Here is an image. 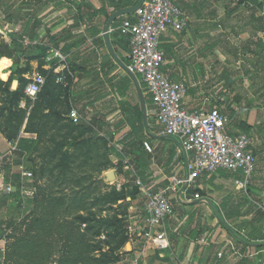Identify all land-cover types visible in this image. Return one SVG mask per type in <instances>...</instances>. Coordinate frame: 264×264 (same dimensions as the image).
<instances>
[{
	"label": "rangeland",
	"instance_id": "1",
	"mask_svg": "<svg viewBox=\"0 0 264 264\" xmlns=\"http://www.w3.org/2000/svg\"><path fill=\"white\" fill-rule=\"evenodd\" d=\"M235 3L231 8L235 15L228 20L217 22L216 25L221 26L217 27V33L202 39L199 51L201 59L205 58L203 68L206 71L199 79L196 89L205 92V103L202 107L206 110L218 109L228 117L234 114L233 122L244 123L257 142V125L264 121V49L257 51L253 47L252 52L245 51L247 40L242 37L240 31L250 20L242 18V15L246 14V7L239 5L238 1ZM248 12L255 16L261 13L258 7H251ZM256 20L255 17V21L250 22L253 30L257 25ZM205 26V29L213 28L208 26V23H205ZM103 53H108L104 46ZM34 74L35 71L30 69L26 75L14 78L20 82L18 89L22 86L19 99L10 94V91L18 90L12 89L13 79L6 87L0 85V131L6 139L8 134H11L15 139L22 140V146L27 144L31 147L25 161L34 173L31 184L33 188L27 191L25 197L22 199L17 192L7 196L8 200L5 202L2 190L5 184L10 181L17 188L19 183L9 174L8 160L0 163V231L8 234L5 249L7 251L8 245L9 257L6 264H95L91 262L92 257L103 261V253L110 254L109 248L121 245L126 229L128 236L131 223L135 222L139 226L142 224L143 196H140L136 181H148V159L138 161L133 156L119 159L113 152L115 149L118 153L126 152V148L120 145L119 141L127 133V129L122 128L119 137L111 138L112 129L118 123L110 119L112 109L117 107V101L112 96L101 103L98 110L95 109L97 111L94 116L89 118L93 120L97 117L96 120L103 119L109 124L102 134L90 133L79 125L78 128H73L68 119L71 106L67 100H61V103L57 102L51 107L52 110L60 111L57 112L61 114L60 117H50L31 127L33 121L37 120V115L41 113V110H34L32 114L35 118L31 117L30 126L26 129L25 122L27 117L31 116L33 102L22 96V89ZM97 87L100 97L103 88L100 85ZM144 93L130 82L127 97L133 105L139 104L144 109ZM224 105H230L231 109L224 108ZM151 119L152 122L156 120V115L152 114ZM55 120L57 121L54 122ZM261 134L264 136V129ZM93 139V151L80 152L77 149L73 156L70 155L73 142L81 144L88 140L91 143ZM49 151H56L55 156L50 157ZM154 154V159H158L155 151ZM19 158V154L13 157L15 161ZM85 160L88 162L85 163ZM56 166H60L56 173H62L59 180L56 179L57 174L51 173ZM260 168L262 171L259 173L262 174L264 166L261 165ZM110 172L114 174V178L109 181L107 173ZM154 189L153 187L150 190ZM28 198L33 200L30 205L27 203ZM201 205L175 207V215L169 223V237L174 242L175 255L180 258V255L183 256L181 251L187 247L190 232H196L198 229L201 231L205 225L214 223L212 218L200 215L199 210L204 207ZM87 218L98 219V222L93 224L92 233L103 232L105 239L91 237L89 234L83 238L86 227L79 230L77 224ZM117 220H121V225L116 223ZM177 233L181 236L179 241L176 239ZM203 237L208 239L205 235L200 238ZM133 241L137 251L145 246L143 240L136 236ZM129 242L119 254L114 252V257H108L105 261L110 264H136L135 258L120 254L131 250ZM66 246L73 251L72 259L67 256V260L56 263V254L67 252ZM146 246L148 256L143 264H180L176 258H168V261L161 259L151 243ZM175 255L173 254L174 257Z\"/></svg>",
	"mask_w": 264,
	"mask_h": 264
},
{
	"label": "crops",
	"instance_id": "2",
	"mask_svg": "<svg viewBox=\"0 0 264 264\" xmlns=\"http://www.w3.org/2000/svg\"><path fill=\"white\" fill-rule=\"evenodd\" d=\"M1 1H3V5L0 7V27H2V29H0V40L10 44L9 47H11V41L15 38H20V42L23 45V37L29 39L34 37L33 41H37V45H35V51L32 55L34 58L29 61V65L35 73H38V68L40 66H43V69L46 71H52L55 75H58L57 83H61L65 80L66 83L64 88H66L67 85L69 86V90L66 97L62 99L67 100L68 104L71 106L70 114L74 111L80 117V120L75 123L71 119L70 114L68 115V119L72 121L74 125H83L86 131L90 133L96 132L98 134H102V132L108 128L109 124H106L103 119L96 120L97 117L93 120L89 119L94 116L99 105L107 98L112 96L116 100L115 95L109 88L110 84L105 83V66L113 68L112 73L118 75L116 81H119L120 77H125L129 79L130 82L132 81L139 89L144 92L146 91L141 79L136 76L138 79L137 85L130 74L112 57L106 44L104 30L108 21L115 13L124 9L114 12L113 8L109 6L108 0H71L72 3H69L67 0ZM139 1L140 0L137 2L139 3ZM175 1L177 6L188 18L189 27L181 34L169 30L161 37L160 49L164 53L166 60L164 70L171 74L174 81L183 82L187 85L189 90L184 101V106L189 111H197L200 110L199 107L204 106L203 103H205L203 100L205 92L196 89L199 79L206 71V69L203 68L205 58L201 59V52L199 51L202 39L205 37L210 38L217 33V27L221 28L220 25H216L217 22L224 21V19L228 20L235 15V11H232L231 8L236 4L235 2L238 1V3H240L239 5L246 7L247 10L246 14L242 15V18L250 20V22L255 21V17L257 19V25L254 30L251 28L252 23L250 24V22H248L240 31L242 37L247 40L245 51L248 53L249 51L252 52L254 50L253 47L256 48L257 51L263 50L258 44L259 41L264 44V30H261V27H264V0ZM251 7H258L261 13L257 16L249 14L248 10ZM69 8H72V11H70ZM78 9H80L82 20L78 21L80 27L73 28L75 25L74 17L78 13ZM133 14L134 13L116 19L111 24L108 32L110 44L116 57H118L127 68L129 66V36L123 34L120 28L125 19H133ZM89 18H92L95 25L101 30L96 40L87 36L86 22ZM205 23H208V26L213 28L205 29ZM49 34L50 36L55 34H61L64 37L69 36V38H72L67 41L69 44L77 43L79 38L80 40H87L84 45L74 48L72 54L66 56L65 61H61L58 59H50L51 56L49 52L54 50V48L47 44ZM63 45L64 44H62V46ZM103 46L108 52L106 55L103 53ZM44 48L50 49L46 58L40 54L43 52ZM10 60L12 61V66L4 69V72L10 73V75H8L6 81L0 80L3 83H8L14 75V62L12 59ZM53 61L58 62L56 67H52L51 65ZM123 61H125L126 64ZM57 68L61 70L57 72ZM14 81L15 80H13V82ZM97 85L103 88V93L100 97ZM206 93L209 94L208 92ZM144 95L145 97L146 95L150 97L146 92ZM127 100L129 101L128 97ZM142 110L145 115L143 108ZM152 114L156 115L155 106H153L152 110L149 112L151 123ZM146 115L148 123L147 106ZM110 119L112 122L117 121L119 123L120 118H118V112H115V109H112ZM118 123H116L112 129L111 134H114L120 129V127L117 126ZM229 125L227 127L229 132L235 127H239L244 131L243 134L250 135L244 123L237 124L236 121L233 122V119H231ZM151 126L153 129V140L149 143L153 148V152H147L148 181L139 180H142L147 190L151 191L150 189L154 187L155 189L152 192H158L167 187L169 178L172 175H183L185 173L184 164L187 157L177 140L158 136L156 120L153 121ZM146 127H148V124ZM126 129L128 133L129 129L127 127ZM262 129H264V121H262L259 126L257 125V142L255 141L253 151L255 156L259 159L257 158V168L252 184L246 191L238 188L236 181L241 178V172L231 173L220 170L213 175L201 177L199 180V188L195 191L200 193L202 200L198 202H178L175 203V207L176 205L185 207L191 204H202L201 206L204 207L199 210L200 215H202V217L208 216L212 218L214 223L212 225H205L206 227H203L201 231L198 229L196 232H190L187 238L189 240L187 247L181 251L183 256L180 255V258L179 255H175L173 250L174 242H172L173 240L169 237L171 230L169 223L171 220L167 221L164 229L169 237L171 247L165 252H157L161 259L168 261V258L172 260L176 258V261L180 264H188L189 262L193 264H264V214L262 212V207L264 206V168L262 172L263 175L259 173L262 171L260 166H264V136L261 134ZM119 135L120 134H118L116 138L119 137ZM154 151L159 156L158 159H154ZM19 152H17L16 155L19 154ZM8 153V140L0 131V158L6 156ZM26 157L27 153H24L19 160L22 158L26 163ZM8 158L9 157L4 158L2 162L8 160L9 163ZM137 178L136 176V179ZM140 196H143L141 190ZM204 235L207 236L208 239H206V237L200 238ZM176 236L177 241H179L181 238L180 233H177ZM129 241L131 250L129 252L123 251L120 254L137 259L141 255L143 247L137 251L136 247H134V241L130 238ZM0 247H2V244H0ZM147 248L148 247H146L144 251V258H142V260L146 259L148 256ZM7 249H9L8 245ZM220 253L222 254L221 257H219ZM173 254L176 257H174ZM5 255L6 256H0V264L7 263L8 254L6 253ZM63 256L64 258H62ZM67 256L69 257L68 252H62V254L59 255L56 254L54 261L57 263V261L67 260Z\"/></svg>",
	"mask_w": 264,
	"mask_h": 264
},
{
	"label": "built area",
	"instance_id": "3",
	"mask_svg": "<svg viewBox=\"0 0 264 264\" xmlns=\"http://www.w3.org/2000/svg\"><path fill=\"white\" fill-rule=\"evenodd\" d=\"M189 27V20L177 6L175 0H145L143 5L133 14V19L127 18L122 22L121 32L129 36V66L131 73L139 77L145 86L146 93L151 97L156 109V126L158 136L173 138L182 146L187 160L184 164L183 175L174 174L169 178L166 188L152 192L137 179L136 184L143 194V222L128 227L131 240L136 236L143 240L141 255L135 259L136 264H143L146 245L157 252L170 249L171 243L164 226L175 215V203L186 201H201L199 180L205 175H213L220 170L231 173L241 172V178L236 181L238 188L246 191L252 184L257 168V157L253 151L255 141L247 134L231 135L226 132L230 119L227 114L218 110L189 111L184 106L189 88L183 82H176L171 74L164 70L166 60L160 49L161 37L169 30L181 34ZM26 49L33 48L37 41L23 37ZM59 53V55H56ZM51 59L65 61L66 56L61 50H51ZM42 78V82L40 79ZM46 84V77L35 73L28 81L24 95L33 103L42 92ZM35 87L38 91L34 96L26 94V89ZM71 119L77 123L80 117L72 111ZM9 153L0 158L9 157V169L12 176H17V188L8 182L3 187V194L11 196L19 193L23 199L32 187L34 173L21 158L15 161L19 152L18 141L8 142ZM144 148L152 153L153 148L148 141ZM29 184V186H28ZM264 214V206L262 207ZM83 228L86 225L82 226ZM8 234L0 231V247L5 256ZM101 239H105L104 236ZM222 254H219L221 257Z\"/></svg>",
	"mask_w": 264,
	"mask_h": 264
},
{
	"label": "trees",
	"instance_id": "4",
	"mask_svg": "<svg viewBox=\"0 0 264 264\" xmlns=\"http://www.w3.org/2000/svg\"><path fill=\"white\" fill-rule=\"evenodd\" d=\"M69 3H72L71 0H67ZM109 1V6L113 8L114 12H117L119 10L122 9H126V8H130L135 6L138 2V0H108ZM3 5V1L0 0V7ZM261 6V5H259ZM70 11H72V8H69ZM75 25L73 28H78L80 27V25L78 24V21L82 20V15L80 14V9H78V13L75 15ZM261 24V23H260ZM263 28V29H262ZM86 32H87V36L88 37H92L95 40L97 39V37L100 35L101 30L95 25V23L93 22L92 18H89L86 22ZM261 30H264V27H261ZM65 32V31H64ZM32 40H34V37H31ZM72 38H69V36L64 37L61 34H55L53 36H48V42L47 44H49V46H52L55 50H61L63 52V54L65 56L71 55L72 51L74 50V48H78L81 45L85 44V41L87 39H78L77 43H73V44H69L67 41L71 40ZM12 45L11 47L10 44H7L5 42H2L0 40V58H10L13 60L14 65H13V70H14V75L12 77V79L14 80V78H16L17 76H23L26 75L27 73L30 72V65H29V61L32 60L34 57H32V55L34 54L35 51V47L33 48H29L26 49L23 47V45L20 42V38H15L11 41ZM62 44H64L62 46ZM258 46L260 48L264 49V44L259 41ZM51 48V47H49ZM49 48H44L43 52L40 53L43 57H47L48 56V52H49ZM125 64L126 62L123 61ZM58 64L57 61H53L51 63L52 67H56ZM109 66V65H108ZM113 68L104 67V76L106 79L105 83H109L110 85V90L111 92H113V94L115 95V98L118 102V107L115 109V112H118V118H120L119 123L117 124V126L120 127L119 130H117V133H114L111 135L112 139H115L116 136L118 134L121 133L122 128H128L129 132L119 141L120 145H123L126 148V152H121L118 153L117 150L115 149V151H113L119 159H124L127 156H133L135 159L137 158V160L139 161L140 159L143 160H147L148 159V155H147V151L144 148V142L148 141L151 142L153 139V129H152V123L150 120V116H149V112L152 110L153 108V101L150 97H148L146 95L145 99H146V106H147V114H148V127H146L145 125V120H144V113L142 110L141 105L136 104L133 105L132 103H130L127 100V93L129 91V85H130V81L129 79L125 78V77H120L119 81H116L118 78V75H116V73H112ZM38 73L42 74L43 76L46 77V84L42 90V92L38 95L37 100L33 103V106L31 108L30 111V118L27 117L26 119V129L30 126V121H31V117L33 116L32 112L34 110H41V113L39 115H37V120H34L31 127H35V124L38 123L39 121L42 120H48L50 117H56V119L58 118L57 116H61L60 111H55L52 110L51 107L54 106L57 102L61 103L63 100V97H66L68 90H69V86L66 85L65 87V80L61 83H57V78L58 75H55L52 71H46L43 69V66H40L38 68ZM12 79L9 81L11 82ZM8 83H3L2 81H0V85L6 87ZM20 83V82H19ZM28 83V82H27ZM27 84L24 85L23 89H22V96L24 95V89L26 87ZM22 88L19 87V89L17 91H10V94L12 95V97L19 99L20 97V89ZM146 92V91H145ZM224 108L227 109H231V106L228 105H224ZM43 110V112H42ZM71 108L68 110V115L70 114ZM37 112V111H36ZM225 113V112H224ZM35 114V113H34ZM234 116V114H232V116L230 115L229 119L231 120L232 117ZM33 118H35V116H33ZM57 120H55L54 122H56ZM70 124L73 126V128L76 126L78 128V125H74L72 121H70ZM39 126V125H38ZM79 127H81L82 129H84L83 125H79ZM47 128H45L46 130ZM249 130V129H248ZM227 133L231 134V135H240L243 134L244 131L239 128V127H235L232 131H228L226 130ZM247 132V131H246ZM8 142H16L18 141V146L20 149L19 152V156L22 157L24 153H27L28 151H30L31 147L29 145H24L22 146V140L20 138H16L14 135L8 134L7 137ZM95 139L92 140V142L90 143V141L85 140L83 141V143H74L73 142V151L72 153H70V155H74L77 149L80 150V152H89L90 150L93 151V143H94ZM25 142V141H23ZM141 150V151H140ZM50 152V151H49ZM54 154H56L55 152H50V157L55 156ZM73 160V159H72ZM89 160V159H88ZM88 160H85V163L88 162ZM60 166H56L54 167V169L51 170L52 175H56L57 177L56 179L59 180V177H61L62 173H56L57 172V168ZM8 171L10 174V169L8 167ZM45 175V172H43ZM51 175V174H50ZM15 180L19 183L18 177L14 176ZM10 182V181H9ZM8 183V182H7ZM18 186V184H17ZM63 197L66 196L62 195ZM5 202H7L8 197L5 196V198L3 199ZM27 203L30 205L33 203V200H31L30 198L27 199ZM57 204H59L57 202ZM98 219L96 218H87V219H83L82 222H80L79 224H77V226L80 227L79 230H81V227L83 225H86V231H84L82 234L83 238L86 235H91V237H98L101 238L102 236H105V234L103 232H97V233H92L93 232V224L97 223ZM117 224L120 223L121 225V220H117L116 221ZM113 228V227H112ZM126 231V235L124 237H122V243L121 245H116L115 247L109 248L110 249V254H106L103 253V255L101 256V258H96V257H92L91 262L95 263V264H110L108 261H105L106 258H110V257H114V252H118L123 249V247H125L126 243L129 241V237L127 236V229ZM81 232V231H80ZM94 234V235H93ZM108 238H110V235L108 236ZM109 247V246H107ZM9 249H7V254L9 257ZM65 250H69L67 251L69 253V256H71L72 259V255H73V251L71 250V248H69L68 246H66ZM97 251V250H95ZM127 254V253H126ZM87 259V258H86Z\"/></svg>",
	"mask_w": 264,
	"mask_h": 264
},
{
	"label": "water",
	"instance_id": "5",
	"mask_svg": "<svg viewBox=\"0 0 264 264\" xmlns=\"http://www.w3.org/2000/svg\"><path fill=\"white\" fill-rule=\"evenodd\" d=\"M145 2V0H140L139 3L132 7V8H129V9H124L122 11H119L117 13H115L111 19L108 21L106 27H105V40H106V44H107V47H108V50L110 52V54L112 55V57L119 63V65H121V67L127 71L130 76L134 79V81L137 83L138 85V79L136 77V75H134L133 73H131L129 71V69L118 59V57H116L112 47H111V44H110V40H109V35H108V32H109V29L111 27V24L116 20L118 19L119 17H122V16H125V15H129V14H132V13H135L142 5L143 3ZM18 86H19V83L18 81H14L12 83V89L13 90H17L18 89ZM142 99H143V107H144V112H145V115H144V118H145V124L147 126V115H146V104H145V98L142 96ZM113 174V173H112ZM114 177V174L112 175ZM107 179L110 181L112 178H111V175L110 173L107 174Z\"/></svg>",
	"mask_w": 264,
	"mask_h": 264
},
{
	"label": "clouds",
	"instance_id": "6",
	"mask_svg": "<svg viewBox=\"0 0 264 264\" xmlns=\"http://www.w3.org/2000/svg\"><path fill=\"white\" fill-rule=\"evenodd\" d=\"M56 55H59V53H57ZM51 59V57H50ZM12 66V61L8 58H0V80H4L6 81L8 78V75H10V73H6L4 72L5 68H9ZM61 69L57 68L56 71L59 72ZM40 82H42V78H39ZM26 94H29L31 96H34L35 93L38 91L37 88L29 86L26 90ZM23 106V105H22Z\"/></svg>",
	"mask_w": 264,
	"mask_h": 264
},
{
	"label": "bare ground",
	"instance_id": "7",
	"mask_svg": "<svg viewBox=\"0 0 264 264\" xmlns=\"http://www.w3.org/2000/svg\"><path fill=\"white\" fill-rule=\"evenodd\" d=\"M110 175H111V178H114V177L112 176V175H113L112 172H110Z\"/></svg>",
	"mask_w": 264,
	"mask_h": 264
}]
</instances>
